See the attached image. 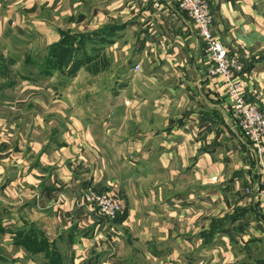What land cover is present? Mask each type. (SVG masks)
<instances>
[{"label": "crops", "instance_id": "crops-1", "mask_svg": "<svg viewBox=\"0 0 264 264\" xmlns=\"http://www.w3.org/2000/svg\"><path fill=\"white\" fill-rule=\"evenodd\" d=\"M209 2L212 32L240 60L244 93L264 113V0ZM155 3L24 0L47 17H0V43L27 55L68 32L105 36L69 82L42 85L56 101L21 105L32 104L31 129L0 148V264H264L238 257L264 237L242 190L263 172L264 154L230 116L223 79L206 77L195 24ZM19 80L0 92L33 85ZM90 188L120 199L116 221L78 203Z\"/></svg>", "mask_w": 264, "mask_h": 264}, {"label": "rangeland", "instance_id": "rangeland-1", "mask_svg": "<svg viewBox=\"0 0 264 264\" xmlns=\"http://www.w3.org/2000/svg\"><path fill=\"white\" fill-rule=\"evenodd\" d=\"M4 3L0 4V17L1 20L7 19V17L11 16L15 20L23 19L24 22H30L34 20L37 22L41 20V15L43 17H47L49 13L47 10L40 11L39 9L36 11L35 6L31 7L30 10L24 7L22 4L24 0H2ZM30 1L29 3H32ZM155 7L158 12L167 11L171 8H177L180 11H184L187 15L188 19L194 23V21L189 17L187 12L180 7V0H155ZM208 4L209 11L212 15V23L210 26L212 35L218 39L212 32V24H213V13L210 8L209 0H206ZM55 3V2H54ZM54 3H52V7H54ZM176 3V5H175ZM13 6H16L13 8ZM8 14L5 9H10ZM83 8V6H82ZM23 15V17H21ZM4 16V17H3ZM71 18V17H69ZM195 24V23H194ZM195 28L197 31V27L195 24ZM198 35V32H197ZM202 39V38H201ZM19 45L24 47L27 42L18 38L15 39ZM203 41V40H202ZM221 43H223L220 39H218ZM65 42L63 45L55 46L52 48L46 49H35L33 50V54H28L24 52V49H16V44L10 43V46L6 43H0V88L2 87H10L13 86L14 83L18 79L19 82L22 79H26L31 84H33L29 88H25L22 90H17L16 92L12 87L5 92H0V148L3 150H7L13 144V139L16 137L23 136L25 131H28L30 121L33 118L32 113V104L26 106L24 109L21 105L28 102L29 100H38L44 98V100H48L47 97H51L52 101H56L58 97H56L57 93L52 89L46 90V87L42 85L44 83L49 82L52 85V82H56V79L59 86L65 85L69 82L70 79L67 77L71 76L74 72L72 69L74 67L84 66L88 59H84L85 55H87L88 51L90 52V48H95L98 52L100 51V47L103 46L104 43H99L98 41H93L92 45H90L87 40L80 39L74 36H68L64 39ZM204 42V41H203ZM17 43V44H18ZM204 51H205V42H204ZM206 53V52H205ZM212 64L210 65V59L208 60L207 66L205 68V75L208 78H216L222 75L218 73L211 72ZM57 74V75H56ZM66 75V76H65ZM55 78V80L53 78ZM65 78V81H64ZM223 79V77H221ZM53 79V80H51ZM222 84H224L225 95L229 99V112L231 116V99L228 92V86H225L224 79ZM54 86V85H52ZM244 91V90H243ZM45 94V95H44ZM246 97V96H245ZM32 98V99H31ZM247 98V97H246ZM248 99V98H247ZM251 101L250 99H248ZM255 103L254 101H251ZM55 103V102H54ZM256 104V103H255ZM54 105V104H52ZM258 106V105H257ZM259 108V106H258ZM260 109V108H259ZM242 134V133H241ZM243 137V134L241 135ZM245 138V137H243ZM14 143L17 144L15 140ZM19 143V141H18ZM24 143V141H23ZM22 143V145H23ZM18 148V147H17ZM17 148H12L11 150H15ZM24 150V149H23ZM252 152H256L250 147ZM263 170L262 173L258 172L259 177L256 178L254 175H248L246 179L247 184L242 186V190L247 194V198L250 200V203L255 206V208L260 212H256L258 216L261 218L262 225L264 224V197L261 196L260 191L256 189L255 182L258 181L261 177L264 176V167H261ZM6 183L7 180H6ZM8 205L9 201L6 197L4 203H2V207ZM254 208V209H255ZM256 210V211H257ZM254 211V210H253ZM4 214L7 215L8 211L5 210ZM262 228V226L260 225ZM254 251L252 253H248L247 251L239 255V258H243L244 255H252L247 258H253V261L261 262L264 259V237L255 243L252 244ZM48 247L47 245H42ZM53 249H56L55 246H52ZM56 253V251H55ZM255 257V258H254ZM246 258V257H245ZM240 261V259H238ZM252 262V261H251Z\"/></svg>", "mask_w": 264, "mask_h": 264}, {"label": "built area", "instance_id": "built-area-1", "mask_svg": "<svg viewBox=\"0 0 264 264\" xmlns=\"http://www.w3.org/2000/svg\"><path fill=\"white\" fill-rule=\"evenodd\" d=\"M180 7L187 12L197 27L198 36L205 42V52L212 64L211 72L222 74L230 95L231 117L250 147L258 157L264 154V113L257 104L249 101L243 91L242 64L238 57L229 53L223 43L211 33L212 15L206 0H180ZM139 64L134 68L137 70ZM262 167V166H261ZM256 189L264 197V176L255 182ZM80 205H87L90 211L111 224L120 216V199L110 191L87 189L82 194Z\"/></svg>", "mask_w": 264, "mask_h": 264}, {"label": "trees", "instance_id": "trees-1", "mask_svg": "<svg viewBox=\"0 0 264 264\" xmlns=\"http://www.w3.org/2000/svg\"><path fill=\"white\" fill-rule=\"evenodd\" d=\"M68 36H74V37H76V38H78V40H80V39H83V40H87V42H89L90 43V45H92V43H93V41L94 40H92L91 39V37L90 36H88V35H79V36H77L76 34H74V33H71V32H68V33H64L63 35H62V37H61V39L58 41V42H56V43H53V44H51L50 46H48L47 48H46V50H48L49 48H52V47H55V46H60V45H63L65 42H63L64 41V39L65 38H67ZM104 39H105V36L103 35V36H96L95 37V41H98L99 43L100 42H104ZM90 52L88 51V53H94L95 51H96V49L95 48H90ZM87 53V55H85V57H84V59H88L89 60V55L90 54H88ZM78 67H74L73 69H72V71L73 72H75V70L77 69Z\"/></svg>", "mask_w": 264, "mask_h": 264}]
</instances>
